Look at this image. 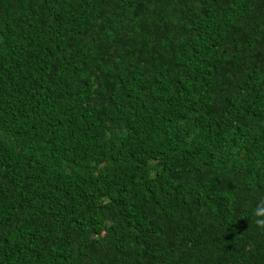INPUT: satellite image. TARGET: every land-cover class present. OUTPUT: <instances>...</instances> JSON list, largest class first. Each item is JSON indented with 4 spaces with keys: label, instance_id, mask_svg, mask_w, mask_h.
Wrapping results in <instances>:
<instances>
[{
    "label": "trees",
    "instance_id": "16d2710c",
    "mask_svg": "<svg viewBox=\"0 0 264 264\" xmlns=\"http://www.w3.org/2000/svg\"><path fill=\"white\" fill-rule=\"evenodd\" d=\"M264 0H0V264H264Z\"/></svg>",
    "mask_w": 264,
    "mask_h": 264
},
{
    "label": "clouds",
    "instance_id": "9594fccd",
    "mask_svg": "<svg viewBox=\"0 0 264 264\" xmlns=\"http://www.w3.org/2000/svg\"><path fill=\"white\" fill-rule=\"evenodd\" d=\"M254 216L255 226L264 231V199H261L255 206L252 212Z\"/></svg>",
    "mask_w": 264,
    "mask_h": 264
}]
</instances>
